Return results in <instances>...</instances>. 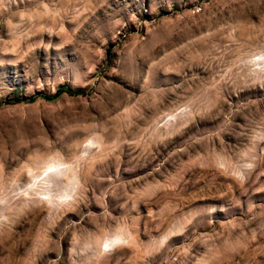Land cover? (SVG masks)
Wrapping results in <instances>:
<instances>
[{
	"label": "rangeland",
	"instance_id": "rangeland-1",
	"mask_svg": "<svg viewBox=\"0 0 264 264\" xmlns=\"http://www.w3.org/2000/svg\"><path fill=\"white\" fill-rule=\"evenodd\" d=\"M0 264H264V0H0Z\"/></svg>",
	"mask_w": 264,
	"mask_h": 264
},
{
	"label": "trees",
	"instance_id": "trees-1",
	"mask_svg": "<svg viewBox=\"0 0 264 264\" xmlns=\"http://www.w3.org/2000/svg\"><path fill=\"white\" fill-rule=\"evenodd\" d=\"M63 92L69 93V94H72V95H82L83 94V92L79 91V90L78 91H71L69 89L60 88V89H58V91L55 93L54 96H52V97L44 96L42 98L45 99V100H52V99L57 98Z\"/></svg>",
	"mask_w": 264,
	"mask_h": 264
}]
</instances>
